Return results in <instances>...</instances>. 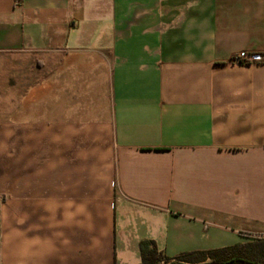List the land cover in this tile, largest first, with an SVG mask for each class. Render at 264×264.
Instances as JSON below:
<instances>
[{
    "label": "crops",
    "instance_id": "obj_1",
    "mask_svg": "<svg viewBox=\"0 0 264 264\" xmlns=\"http://www.w3.org/2000/svg\"><path fill=\"white\" fill-rule=\"evenodd\" d=\"M257 238L264 0H0V264Z\"/></svg>",
    "mask_w": 264,
    "mask_h": 264
},
{
    "label": "trees",
    "instance_id": "obj_2",
    "mask_svg": "<svg viewBox=\"0 0 264 264\" xmlns=\"http://www.w3.org/2000/svg\"><path fill=\"white\" fill-rule=\"evenodd\" d=\"M138 264H264V238H257L244 244L216 250L182 253L168 258L158 252L152 242L138 244Z\"/></svg>",
    "mask_w": 264,
    "mask_h": 264
},
{
    "label": "built area",
    "instance_id": "obj_3",
    "mask_svg": "<svg viewBox=\"0 0 264 264\" xmlns=\"http://www.w3.org/2000/svg\"><path fill=\"white\" fill-rule=\"evenodd\" d=\"M247 55L244 52H239L230 58L229 63L231 64H241L247 60Z\"/></svg>",
    "mask_w": 264,
    "mask_h": 264
},
{
    "label": "rangeland",
    "instance_id": "obj_4",
    "mask_svg": "<svg viewBox=\"0 0 264 264\" xmlns=\"http://www.w3.org/2000/svg\"><path fill=\"white\" fill-rule=\"evenodd\" d=\"M200 264H212V263L209 261H206L205 263H200Z\"/></svg>",
    "mask_w": 264,
    "mask_h": 264
}]
</instances>
